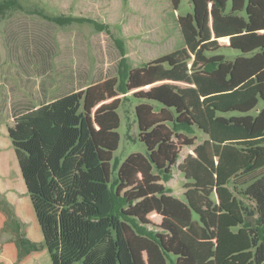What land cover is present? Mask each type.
<instances>
[{
  "label": "trees",
  "instance_id": "obj_1",
  "mask_svg": "<svg viewBox=\"0 0 264 264\" xmlns=\"http://www.w3.org/2000/svg\"><path fill=\"white\" fill-rule=\"evenodd\" d=\"M229 1L191 0L193 13L177 19L182 48L140 68L116 39L117 78L15 119L8 135L53 264H264V0ZM10 10L24 8L2 0L0 20ZM126 97L147 101L135 109L147 151L112 179ZM184 147L194 149L179 163ZM174 167L184 200L164 185ZM2 210L0 231L14 239L1 252L24 264L38 244Z\"/></svg>",
  "mask_w": 264,
  "mask_h": 264
},
{
  "label": "rangeland",
  "instance_id": "obj_2",
  "mask_svg": "<svg viewBox=\"0 0 264 264\" xmlns=\"http://www.w3.org/2000/svg\"><path fill=\"white\" fill-rule=\"evenodd\" d=\"M19 2L24 11H7L0 20V222L8 219L2 209L10 210L21 234L38 244L39 252L32 254L24 264H53L22 178L9 129L14 127V121L20 115L42 106L51 98L64 97L71 84L63 83L74 81L76 84L78 77L82 84L87 71L95 72V83L117 78L121 52L116 39L124 42L131 69L180 50L183 45L177 19L192 14L193 9L191 0H181L178 10H174L170 0ZM230 8L231 0L227 10ZM61 16L92 19L109 30L98 31L89 23L59 25L53 22V18ZM55 83L62 85L54 86ZM123 100L118 109L120 143L113 154L112 179L129 156L146 155L147 151L138 138L135 113L136 107L147 101L133 97ZM150 103L155 108L159 106L156 102ZM204 140L203 136L197 135V144ZM193 149L182 148L179 163ZM186 183L178 167H174L173 179L164 185L173 197L184 200ZM242 200L252 207V202L244 197ZM12 239V234L0 231V260L5 258L1 246ZM6 260L13 264L12 256Z\"/></svg>",
  "mask_w": 264,
  "mask_h": 264
},
{
  "label": "crops",
  "instance_id": "obj_3",
  "mask_svg": "<svg viewBox=\"0 0 264 264\" xmlns=\"http://www.w3.org/2000/svg\"><path fill=\"white\" fill-rule=\"evenodd\" d=\"M223 54L229 60H234L235 58L238 57V54L236 52H232V51L231 52H223ZM92 73H93V71L92 72L87 71V73L84 75V76H86V80H84L82 84H79V78L78 77L76 78L78 80L76 84L74 83V81H70V83H63L64 85L65 84H71L70 85L71 86V89L68 90V92L64 93L63 95L67 96V95H70V94H73V93H76V92L85 90V89H87L88 87H90L92 85L98 84V83H95V78H94L95 77V72H94V74H92ZM90 74H92V75L90 76ZM59 85L61 87L62 84L59 83V84L56 85V83H55L54 86H59ZM56 99H59V98H56ZM56 99L53 100L51 98L45 104H43L42 106H44L46 104H49V103L55 101ZM38 107H40V106H38Z\"/></svg>",
  "mask_w": 264,
  "mask_h": 264
}]
</instances>
